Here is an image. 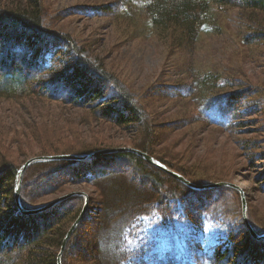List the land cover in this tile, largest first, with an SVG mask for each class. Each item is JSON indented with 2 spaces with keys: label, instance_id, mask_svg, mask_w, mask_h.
Returning <instances> with one entry per match:
<instances>
[{
  "label": "trees",
  "instance_id": "16d2710c",
  "mask_svg": "<svg viewBox=\"0 0 264 264\" xmlns=\"http://www.w3.org/2000/svg\"><path fill=\"white\" fill-rule=\"evenodd\" d=\"M9 2L5 5L0 2V97L25 100L33 96L49 104L58 101L90 110L93 118L110 126L135 131L143 128L133 147L149 154L155 151V139L160 142L164 137L163 133L151 135L150 117L139 103L151 89L156 96L190 99L195 105L196 121L222 129L241 126L264 106V100L256 98L260 90L254 89L255 85L242 86L237 79L221 78L215 73L194 74L193 82L188 84H157L138 98L106 68L96 65L87 54L84 56L85 48L78 46L70 35L54 27L67 14L112 17L133 24L142 22L146 32L154 29L170 39L180 40L179 46L190 49L202 32L218 33L217 10L241 8L264 15V0H121L57 11L51 17L50 27L43 12L44 0ZM138 13H143L146 19L139 18ZM259 19L260 29L245 37L246 45L264 42V17ZM232 83L240 90L211 95L212 91L225 89ZM168 86L174 90L168 91ZM36 103L31 101L32 105ZM21 123L25 129L14 127L11 139L17 140L18 147L28 139L43 144L54 139L79 138L66 118H40L37 123L29 116ZM159 127L164 129V125ZM109 148L102 143L92 146L82 143L62 151L42 148L41 155H87ZM156 158L194 183H207L193 178L183 167L160 156ZM21 166L0 159V264H58L62 242L82 212L85 198L73 196L46 211L24 213L15 198ZM81 183L96 188L99 206L94 219L87 218L88 211L83 217L66 246L62 264H264V238L257 239L244 218L216 243L207 246L197 238L188 240L181 248L174 244L161 252H152L144 245L129 246L127 233L141 217L157 211L168 221L178 213L179 202L183 216L200 231L208 221L216 224L234 215L228 204L236 192L227 187L192 189L132 152L37 162L23 176L21 204L26 210L42 207L49 201L39 202L48 196L64 193ZM92 201L90 196V205ZM251 216L248 213L255 232L264 235V226ZM82 226L88 230L85 243L90 251L87 252L74 248L80 242L76 236Z\"/></svg>",
  "mask_w": 264,
  "mask_h": 264
},
{
  "label": "rangeland",
  "instance_id": "374dc122",
  "mask_svg": "<svg viewBox=\"0 0 264 264\" xmlns=\"http://www.w3.org/2000/svg\"><path fill=\"white\" fill-rule=\"evenodd\" d=\"M9 1L0 0L3 4H10ZM118 1L121 0H44L46 25H52L51 17L57 11L78 6H103ZM217 12L219 23H215L218 33L202 32L190 49L179 46L180 40L170 39L154 29L146 32L142 22L133 24L112 17L67 14L65 20L54 27L70 35L78 46L85 48L84 56L87 54L96 65L106 68L138 98L157 84H188L193 82L194 74L215 73L221 78L237 79L242 86L245 83L246 86L255 85L253 88L260 90L256 98L264 100V42L258 45H246L244 42L245 37L260 29L262 20L259 18L264 15L231 7ZM138 17L146 19L143 13H138ZM166 89L174 90L170 86ZM238 90L240 87L232 83L225 89L212 91L211 95ZM154 93L153 89L149 90L146 99L139 101L150 117L151 135L160 136L163 133L164 136L160 142L155 139V151L149 150L150 154L183 167L193 178L206 180L207 183L227 182L240 186L246 197L247 216L251 212L256 223L264 226V106L255 116L246 118L241 126L222 129L196 121L193 118L195 105L190 99L167 98ZM22 99L0 97V159H8L18 165L33 157L44 156L41 155L42 148H50V152L55 148L62 151L82 143L87 146L102 143L111 148H134L136 136L143 131V128L135 131L110 126L93 118L92 111L85 108L58 101L49 104L33 96ZM33 100L37 101L34 105L31 104ZM29 116L37 123L40 118H66L79 138L54 139L43 144L28 139L27 143L23 141L22 147H18L17 140L11 141L14 127L25 129V124L21 122ZM190 116L192 120L189 121ZM162 125L163 130L159 127ZM73 192L88 195L87 218L94 219L99 204L96 200L98 192L93 185L75 184L70 190L48 196L39 203H47ZM90 196L93 199L91 205ZM228 207L232 208L234 215L222 218L216 224L208 221L197 231L194 224L183 216L182 205L177 202L178 213L168 221L163 220L157 211L141 217L127 233L128 245H144L152 252H161L174 244L181 248L192 238L199 239L205 246L216 243L228 229L244 218L239 191L234 192ZM87 231L83 226L80 228L76 236L80 242L76 243L75 249L90 251L89 244L85 243Z\"/></svg>",
  "mask_w": 264,
  "mask_h": 264
},
{
  "label": "water",
  "instance_id": "95a60500",
  "mask_svg": "<svg viewBox=\"0 0 264 264\" xmlns=\"http://www.w3.org/2000/svg\"><path fill=\"white\" fill-rule=\"evenodd\" d=\"M120 152H132L135 153L141 157H143L147 162L157 166L158 168L162 169L163 171L167 172L168 174L172 175L174 178H176L178 181L182 182L183 184L193 187V188H209V187H219V186H227V187H232L236 190H238L241 193V197H242V202H243V211H244V218L246 221V224L250 230V232L257 238V239H261L264 238L263 236L258 235L255 230L253 229L248 216H247V203L245 201L246 197L244 196V192L242 191L243 189L235 184H231V183H227V182H222V183H214V184H210V185H206V186H202L199 185L197 183H194L193 181L189 180L187 177H185L184 175H182L181 173L172 170L171 168H169L168 166L164 165L161 161H159L158 159H156L155 157H153L152 155H150L148 152L136 149V148H131V147H121V148H110V149H103L97 152H93L87 155H80V154H63V155H50V156H39V157H33L31 159H28L21 167V169L19 170V174H18V178H17V185H16V191H15V198H16V202L17 205L19 206L20 210L22 212H25L27 214L30 213H38L41 211H46L58 204H60L63 201H66L67 198L73 196V195H82L85 197L86 202H85V206L83 211L80 213L79 217L76 219V221L72 224V226L70 227L69 231L67 232L63 242H62V246H61V250L60 253L58 255V264H62V256L63 253L65 251V248L70 240V238L72 237L73 233L75 232V230L77 229V227L79 226L80 222L82 221L83 217L85 216L88 206H89V198L88 195L86 193H82V192H73V193H69L63 196H59L55 199H53L52 201L48 202L47 204L43 205L42 207L36 208V209H30V210H26L23 208L22 204H21V183H22V178L23 175L25 173V171L28 169L29 166H31L34 163L37 162H42V161H51V160H82L88 156H92L95 154H105V153H120Z\"/></svg>",
  "mask_w": 264,
  "mask_h": 264
},
{
  "label": "bare ground",
  "instance_id": "6f19581e",
  "mask_svg": "<svg viewBox=\"0 0 264 264\" xmlns=\"http://www.w3.org/2000/svg\"><path fill=\"white\" fill-rule=\"evenodd\" d=\"M42 212V211H41ZM25 213V212H24Z\"/></svg>",
  "mask_w": 264,
  "mask_h": 264
}]
</instances>
